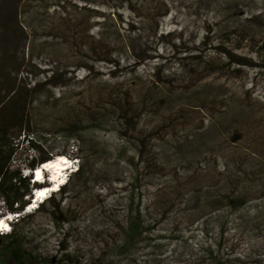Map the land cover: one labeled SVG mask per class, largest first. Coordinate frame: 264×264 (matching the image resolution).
I'll list each match as a JSON object with an SVG mask.
<instances>
[{"label":"rangeland","instance_id":"1","mask_svg":"<svg viewBox=\"0 0 264 264\" xmlns=\"http://www.w3.org/2000/svg\"><path fill=\"white\" fill-rule=\"evenodd\" d=\"M262 52L264 0H0V101L16 81L19 97L37 104L32 129L43 150L82 165L71 198L74 237L63 246L83 261L98 252L103 238L92 236L110 215L123 219L133 167L141 177L143 161L146 198L173 182L184 192L126 264H212L208 252L226 264H264ZM22 138L14 168L25 173L38 156ZM190 145L199 150L193 163ZM227 169L250 188L248 200L193 218L181 202L192 176ZM30 206L18 226L22 246L53 255L60 239L50 206ZM0 218L11 219L10 231L19 217L0 199Z\"/></svg>","mask_w":264,"mask_h":264},{"label":"trees","instance_id":"2","mask_svg":"<svg viewBox=\"0 0 264 264\" xmlns=\"http://www.w3.org/2000/svg\"><path fill=\"white\" fill-rule=\"evenodd\" d=\"M259 62L264 66V52L259 54ZM111 66L115 65L112 63ZM183 67L186 69L187 65ZM52 76L49 77L48 82L51 81L52 83V80L56 79L55 75ZM62 76L65 77V74ZM16 86L17 82L13 81L11 85L13 92L4 101H0V199L8 212L10 214H18L19 218L16 219L15 223L12 222L10 224L8 233L0 234V264L128 263L137 254L138 246L150 245L154 227L157 226L156 219H165L167 214L175 208V204H179L177 202L182 198L184 187L173 182L170 186L154 188L152 192L149 191L150 193L146 198V189L139 187V182L141 177L145 178V174L149 171V165L147 166L145 162L141 161V177L134 166V178L130 185V190H128L123 219L120 221L116 216L112 215L108 217L109 223L102 226L101 232L92 236V239L96 236L103 238L100 241L102 242L100 249L83 261L78 251H69L63 246V242H65L67 237H74L71 230L73 220L70 216L74 214L71 198L75 193V189H77V179L82 172V165L80 164L77 171L68 177L65 185L57 192L61 197L55 201L57 193H53L39 204L35 210L40 212L44 205L50 206L47 218L52 228L59 234L58 251L53 255H48V253L39 251L37 248L24 250L21 242L24 232L18 226L24 219V217L20 218L21 214L24 212L25 207L31 203V191L37 186V184L31 183L33 171L40 164L52 160L53 154L56 153L43 150V145L46 141L38 139L32 129L37 123L32 119L30 109L33 103L37 104L33 100H27L26 97L21 99ZM123 114L125 113L123 112ZM20 137L25 139L24 141L28 148L38 156L35 160L25 165L28 171L25 173L19 167L14 168V158L20 148ZM188 149H192V151L187 153L189 162L193 163L199 154L198 147L190 145ZM173 151L178 153L176 148H173ZM160 154L162 157H166L164 150ZM181 156L185 157L183 153ZM142 157L143 153L139 146L136 158L141 160ZM233 175H235L234 171L227 169L217 173V175L215 173L214 176L210 173L200 177L192 176L189 181L191 182V189L189 191L186 189L187 194L181 202L192 213L191 216L193 218H202L206 211L218 207L221 203H225L233 211L245 204V201L248 200L247 197L250 196V188L240 185ZM246 177L247 174H242V181H247ZM73 181H76L74 185L72 184ZM63 195H66V198ZM189 220L192 222V218ZM76 237L77 235H75ZM153 247L157 251L160 249L159 245H153ZM105 251L108 254H103ZM207 255L211 258L212 264H226L228 261L227 258H218V255L213 252H208Z\"/></svg>","mask_w":264,"mask_h":264},{"label":"bare ground","instance_id":"3","mask_svg":"<svg viewBox=\"0 0 264 264\" xmlns=\"http://www.w3.org/2000/svg\"><path fill=\"white\" fill-rule=\"evenodd\" d=\"M58 158H61V160H62V158H64V157L61 156ZM61 160H58L55 162H50L51 161L50 160V161H48L49 163L44 165V167L36 169V173H35L36 177L37 178L42 177L44 171L54 172L55 175L59 177V174H62V173H60V171L64 170V167H63L64 163H62V161H64V160H62V161ZM54 189L55 188L53 187V184L41 186V187L36 189L35 194H37L38 197L42 198V197H44V194L52 193L54 191ZM3 217H5V216H3ZM6 224L9 226L8 221L2 220V218H0V227L5 226ZM0 231H3V229H0Z\"/></svg>","mask_w":264,"mask_h":264},{"label":"built area","instance_id":"4","mask_svg":"<svg viewBox=\"0 0 264 264\" xmlns=\"http://www.w3.org/2000/svg\"><path fill=\"white\" fill-rule=\"evenodd\" d=\"M62 160H64V161H62V163H64V162H68L70 165H71V169L72 170H76L78 167H77V163L75 162V161H68L67 159H65V158H62ZM64 165H65V163H64ZM42 167H44V166H42ZM68 175L69 174H66L65 175V179H67L68 178ZM46 195H49V193L48 194H46Z\"/></svg>","mask_w":264,"mask_h":264},{"label":"clouds","instance_id":"5","mask_svg":"<svg viewBox=\"0 0 264 264\" xmlns=\"http://www.w3.org/2000/svg\"><path fill=\"white\" fill-rule=\"evenodd\" d=\"M54 158H55V157H54ZM54 158H53V159H54ZM38 168H42V167H40V165H39L36 169H38ZM36 169H35V170H36ZM35 170H34V171H35ZM34 171H33V172H34ZM76 171H77V169H76L73 173H75ZM73 173H68V174L70 175V174H73ZM33 175H34V174H33ZM32 179H33V178H32ZM66 181H67V179H66ZM31 183H32V182H31ZM34 183H35V182H34ZM35 184H37V183H35ZM45 184L49 185L48 183H44L43 185H45ZM37 185H42V184H37ZM64 185H65V184H64ZM61 187H62V186H61ZM61 187H60V188H61ZM60 188H59V190H60ZM36 189H37V188H35V189H33V190H36ZM59 190H58V191H59ZM58 191H57V192H58ZM57 192H56V193H57ZM52 194H53V193H49L50 196H51ZM50 196H49V197H50ZM32 198L34 199V197H32ZM30 204H31V203H30ZM37 207H38V205H37Z\"/></svg>","mask_w":264,"mask_h":264}]
</instances>
